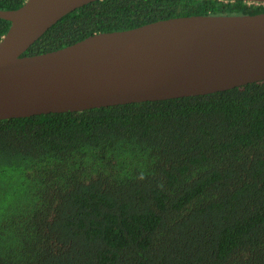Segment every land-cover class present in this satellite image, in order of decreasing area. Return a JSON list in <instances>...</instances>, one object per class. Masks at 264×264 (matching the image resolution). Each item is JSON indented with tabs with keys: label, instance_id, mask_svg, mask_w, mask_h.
<instances>
[{
	"label": "trees",
	"instance_id": "1",
	"mask_svg": "<svg viewBox=\"0 0 264 264\" xmlns=\"http://www.w3.org/2000/svg\"><path fill=\"white\" fill-rule=\"evenodd\" d=\"M262 12L243 0H96L24 55L172 17ZM10 25L0 18V40ZM0 264H264V80L0 120Z\"/></svg>",
	"mask_w": 264,
	"mask_h": 264
},
{
	"label": "water",
	"instance_id": "2",
	"mask_svg": "<svg viewBox=\"0 0 264 264\" xmlns=\"http://www.w3.org/2000/svg\"><path fill=\"white\" fill-rule=\"evenodd\" d=\"M93 1L26 0L0 9L11 23L0 40V120L205 95L264 80V12L172 17L24 55L60 18Z\"/></svg>",
	"mask_w": 264,
	"mask_h": 264
}]
</instances>
